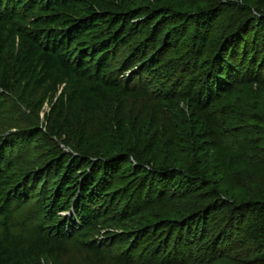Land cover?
I'll list each match as a JSON object with an SVG mask.
<instances>
[{
    "label": "trees",
    "instance_id": "1",
    "mask_svg": "<svg viewBox=\"0 0 264 264\" xmlns=\"http://www.w3.org/2000/svg\"><path fill=\"white\" fill-rule=\"evenodd\" d=\"M181 1L154 0L148 10L147 0H0V132L8 115L6 94L18 91L19 99L31 100L36 115L48 107L45 129L0 133V264H143L135 248L114 258L112 248L120 241L106 249L91 242L101 230L136 216L111 192L129 164L127 150L134 140H145L140 156L153 169L140 170V192L147 183L146 196L167 199L164 193L174 180L181 189L175 201L188 202L172 242L158 246L160 251L168 246L163 264L264 263V202L235 206L230 191L219 205L207 207L192 195L208 186L231 190L228 169L244 167L252 173L259 166L250 159L262 151V142L251 135L263 130L243 123L248 117L261 124L256 114L264 115V105L256 102L264 96V0L228 4L234 9L213 46V25L227 4L193 11L192 17L202 20L195 29L199 49L191 46L194 57L208 47L211 55L188 102L181 90L189 93L191 81H197H183L196 61L167 56L182 29L170 30L157 44L170 18L160 8L191 10L190 2ZM176 65L179 76L173 72ZM234 97L241 102L207 117L217 101ZM181 117L190 140L171 131L172 120ZM219 208L226 226L207 238V222ZM232 219L244 223L240 230L257 251L246 261L229 255L235 241L228 225Z\"/></svg>",
    "mask_w": 264,
    "mask_h": 264
},
{
    "label": "rangeland",
    "instance_id": "2",
    "mask_svg": "<svg viewBox=\"0 0 264 264\" xmlns=\"http://www.w3.org/2000/svg\"><path fill=\"white\" fill-rule=\"evenodd\" d=\"M201 1L203 0H182L181 3L183 5L186 4L188 6V2H190L191 5H193L191 7V10L189 11H188V7L185 8L184 11H182V10L174 9V7L168 4L160 8V10L164 12H168L170 18L167 21L165 27L162 29L163 32L161 33V35L157 37V44L159 45L161 43L165 35H167V33H169L170 30L182 29L181 30L182 33H178V37L175 38L176 41L175 39H171L173 40L171 41V43L175 41V44L173 43L175 47L173 44L171 45L170 51L167 54L168 59H170V61L176 60V58L179 59L185 58L186 60H188V56H189L191 63L196 61V66L194 68L193 67L191 68L190 74H188L189 76L185 77V79L183 80L184 84L187 85V83H189V81H191L193 78H197V81H195L196 79H194V81H191L192 89L189 93L188 90L186 89L181 90L183 96L187 99V102L189 95L196 93V91L199 89V83L203 79V76H200V72H203L205 70V67L208 65L209 57L211 55V51H210L211 49L208 50L209 48L208 47L205 50L203 56L199 57L198 59H195L194 57L195 55L192 52L191 46L193 44L194 45L196 44L197 50L199 49V44L195 35V29L197 23H199V21L202 20L192 17L193 11L199 13L198 11H200L201 9L207 10L209 8L216 6L218 8L219 6L222 7L223 5L227 4L226 9L216 19L213 25V30L211 33V40H212L211 46H213L216 42V37H217L216 35L219 32L218 29L222 25L221 29L224 30L225 26L229 22L228 18L227 21L225 20H226V16H228L229 13L234 9L233 5L236 3L243 2V0H215V1L211 0V2H208L209 0H204L203 2ZM255 3H258V0H256ZM142 4L143 3L139 2L137 7H140ZM144 4L148 10L153 9L154 0H147V2H144ZM228 4H233V5L228 6ZM180 11L183 12L182 14L183 16H187V17L182 18V16H180ZM190 15H191V19H190ZM143 18L144 16L139 17L140 20H142ZM181 19H184L185 22L181 21ZM187 22L189 26L188 29L185 31V28L183 29L182 27ZM185 55L187 57H185ZM197 57L198 56H196V58ZM173 70L175 76L180 75L181 67L179 65H176ZM252 90L255 92L254 98H257L258 97L257 96L258 93L256 91L257 86L253 85ZM5 96H6L5 97L6 107L8 108L7 109L8 115L5 116L4 119H2L3 129L0 132L1 134L7 131L17 132L18 130L28 129L32 127L45 129L44 113L45 111L48 110L47 106H44L41 113L39 115H36L31 109V105H30L31 100L28 99L27 101H22L21 99H19L18 91H14L13 93L6 94ZM246 97L249 98L250 96L246 95ZM234 98H235L234 100L232 98H226L222 101L220 100L217 101L215 104H213L210 111H207L206 113L207 117L208 115L209 116L211 115L212 111L218 110L221 106H226L228 103L229 104L232 103V101H235L237 103L241 102L240 97H234ZM256 102L262 108V105H264V96L258 98ZM181 106L182 109H184V111L187 112V114L188 112L189 113L191 112L188 108L187 103L181 104ZM256 117H258L259 121H262L261 124H259L258 122H253L252 118L244 117L243 125L244 126L247 125L246 127L249 126L248 128L250 127L254 128L255 126H258L260 129L264 131V115L260 113L259 115L256 114ZM189 118L190 120L192 119L191 116H189ZM184 119L185 118L181 117L179 120H172L171 131L173 134H177L178 137L181 138L182 140L185 139L190 140L191 138H189V136L191 135V132H189L188 127L185 126L186 123ZM234 126L235 129L239 128V124H234ZM203 128H205V126ZM263 131H261L260 133H257V131H255L256 134L254 133L253 135H251L253 137V140H256L257 143L259 141L262 142V146L260 148L262 151H260L257 155H253L252 159H250L251 163H257L259 165V166L254 165L252 167V168H256V171H252L251 173L244 167H234L232 170L228 169L229 174L227 175V182L230 183L229 187L231 190L227 189L225 190V192L219 191V189H216L212 186L204 187L199 190H192V195H198L197 196L198 205L203 204L207 207H210L213 204L219 205L221 201L225 199V197L222 196H225V193L230 191H232L233 196L235 195V197L231 199L233 202L236 201L235 206H237L238 204H240V202L243 201L245 203L249 201L258 202V203L264 202V132ZM148 137L149 135L144 134V139H149ZM144 142L145 140H143V142L141 141L139 142L137 140H134L132 142L130 148L127 150V159H128L127 162L129 164L122 168L123 173L116 178V184L111 191L114 194H116V196L119 198L121 202V206L126 208L127 211L130 212L133 211L134 213H136V216L129 219V221L122 222V224H118V225L116 224L115 226H112L105 230H101L100 233H98L96 236H94L91 239V242L96 241L97 247L106 249L107 247H111L113 245L112 244L113 241L115 240L120 241L121 244L119 245L118 248H112L113 249L112 255L114 258H119L122 256L124 257L129 250L135 248V254L137 255L138 259L142 261L143 264H163L161 260L163 259V257H165L166 253L169 251L168 246L165 247V251H160L162 249L158 248V246L164 240L165 242L169 241L168 242L169 244L172 242L173 237H175V232L174 231L172 232V230L178 229L179 225L185 221L184 217L185 215L188 214V202L186 200L185 201L182 200L181 202L175 201L176 199H178L179 197L178 191H181V189L178 186L174 187L175 184L174 185L172 184L174 180H171L170 181L171 184H168L170 185V187H167L168 191L164 193L167 194V199H162L165 200L163 203L162 200H160L162 197L160 195L158 196V194H156L155 196L154 195L146 196L148 190L146 186L147 183H145L144 189L143 191H141L142 193L140 192V188H141L140 186L142 185L141 184L142 174L140 175L139 173L140 170L153 171V169L151 168L152 164L147 162L148 160L147 161L142 160L143 158L140 156L141 147L144 144ZM59 144L61 145V141H59ZM33 156L36 162L41 160L39 159V156L38 158L36 157V155ZM199 157L201 156L198 154L197 158ZM163 166L164 165H162V168H164ZM175 182L177 184L178 181L176 180ZM178 185H180V182H178ZM155 187L158 189L159 187L155 185L153 187L155 191L159 192V190L156 189ZM189 195H191V193ZM170 197H172L173 200H169ZM221 211H224V209L219 208L217 212L211 215L210 220L207 222L206 231H205L206 233L205 236L207 238L212 237L214 233L215 234L219 233V231L221 230V226L223 224L224 226H226V223L224 221L223 222L221 221V217H222L220 215ZM69 214L70 212L68 213V215ZM228 225L232 229V239L235 240L232 245L234 246V248L229 255L238 261H246L247 259H250L249 257H251L252 254L257 253V251L256 250L254 251V249L250 245L247 235L240 230L245 227L244 223L242 222L237 223L236 220L232 219L230 220ZM68 227L71 228V224L70 226L68 224ZM163 245H166V243H164ZM177 262L181 263V261H177ZM62 263L64 264L65 260H62ZM256 263L264 264L261 261H256ZM81 264H84V262L82 261Z\"/></svg>",
    "mask_w": 264,
    "mask_h": 264
}]
</instances>
